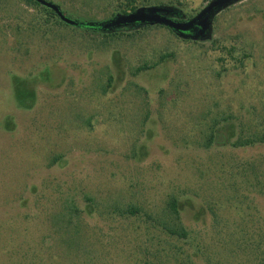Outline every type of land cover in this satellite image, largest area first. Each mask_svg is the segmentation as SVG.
<instances>
[{
	"label": "rangeland",
	"instance_id": "obj_1",
	"mask_svg": "<svg viewBox=\"0 0 264 264\" xmlns=\"http://www.w3.org/2000/svg\"><path fill=\"white\" fill-rule=\"evenodd\" d=\"M46 1L73 22L131 13ZM134 1L184 21L209 4ZM47 19L0 0V264H264V145L232 146L264 130V0L227 5L197 39ZM169 198L184 240L163 229Z\"/></svg>",
	"mask_w": 264,
	"mask_h": 264
},
{
	"label": "water",
	"instance_id": "obj_2",
	"mask_svg": "<svg viewBox=\"0 0 264 264\" xmlns=\"http://www.w3.org/2000/svg\"><path fill=\"white\" fill-rule=\"evenodd\" d=\"M38 4L51 9L61 21L68 25H75V22L63 16L58 7L46 0H34ZM237 0H212L196 17L188 21L173 20L168 13L161 9L136 10L133 13L117 16L101 28L120 29L134 26H162L168 28L183 38L197 39L201 37L207 28V20L217 11Z\"/></svg>",
	"mask_w": 264,
	"mask_h": 264
},
{
	"label": "trees",
	"instance_id": "obj_3",
	"mask_svg": "<svg viewBox=\"0 0 264 264\" xmlns=\"http://www.w3.org/2000/svg\"><path fill=\"white\" fill-rule=\"evenodd\" d=\"M23 1L27 6L29 7H34L36 9H40L42 12H44L46 14V16L50 19V20H57L56 23L58 24H62L61 22H59V17L51 10L48 9L40 4H38L36 1L34 0H21ZM129 1V6H127L126 8H129V12L133 13L136 11V8L133 6L134 4V0H128ZM204 3H210L212 0H202ZM124 14H126L125 11H123ZM49 19H47L49 21ZM177 21L183 22L184 19L182 18H176ZM75 25L88 31V30H97L100 29L101 26H103V23H89L86 21H81V20H76L75 21ZM166 59V57H161L158 61V64L164 62ZM151 69L148 66H142L136 69V73L145 71ZM110 82V81H109ZM218 123V121L213 123V126L210 129V133L208 134V136L205 138V142L203 143V147L208 148L210 147L214 142L215 139L218 137L216 136V133H214L215 130V126ZM220 138V137H219ZM256 144H261L264 145V130L257 132V133H251L248 136H240L236 139V141L232 144V146L234 148H241V147H251L254 146ZM128 212L130 214H136L137 210L133 209V210H128ZM165 214L168 216L167 218L170 221V225L167 224H162L164 231L167 233V235L171 238H176L179 240H184L188 237V233L186 231V229L182 226L181 222H180V215H179V211H178V202L175 198H169L167 203H166V207H165ZM167 259L168 256L173 259L175 257V253L173 251L167 250V252L165 253Z\"/></svg>",
	"mask_w": 264,
	"mask_h": 264
}]
</instances>
